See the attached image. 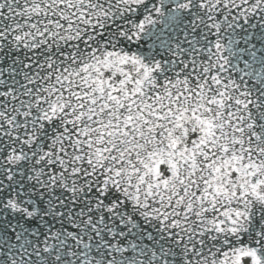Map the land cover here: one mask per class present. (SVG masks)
I'll list each match as a JSON object with an SVG mask.
<instances>
[{"label":"snow or ice","instance_id":"1","mask_svg":"<svg viewBox=\"0 0 264 264\" xmlns=\"http://www.w3.org/2000/svg\"><path fill=\"white\" fill-rule=\"evenodd\" d=\"M0 264H264V0H0Z\"/></svg>","mask_w":264,"mask_h":264}]
</instances>
